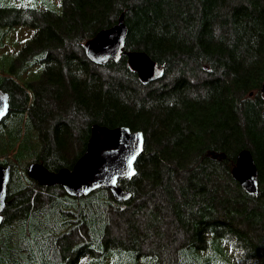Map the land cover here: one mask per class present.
I'll list each match as a JSON object with an SVG mask.
<instances>
[{"label":"trees","instance_id":"trees-1","mask_svg":"<svg viewBox=\"0 0 264 264\" xmlns=\"http://www.w3.org/2000/svg\"><path fill=\"white\" fill-rule=\"evenodd\" d=\"M49 1L0 5V37L32 31L14 54L0 51L10 106L0 164L22 179L6 188L0 264H264V0ZM120 12L125 49L161 65L160 79L141 83L124 56L94 65L83 55V42ZM93 123L143 133L135 175L118 180L130 198L36 187L26 165L70 168ZM243 148L257 169L256 195L230 175ZM154 192L159 201L145 208Z\"/></svg>","mask_w":264,"mask_h":264},{"label":"water","instance_id":"water-1","mask_svg":"<svg viewBox=\"0 0 264 264\" xmlns=\"http://www.w3.org/2000/svg\"><path fill=\"white\" fill-rule=\"evenodd\" d=\"M126 35L124 14L120 12L113 24L98 29L83 42V55L94 65H102L109 60L117 61L124 56L128 67L141 83L160 79L163 67L141 50L125 49ZM260 93L264 98V83L260 86ZM9 110L8 94L0 89V121ZM142 147L143 133L140 130L93 123L89 127L83 152L70 168L48 170L42 163L32 161L27 164L25 174L37 185L58 186L68 196H85L102 187L114 201H126L131 194L118 185V180L130 179L135 175L134 164L142 152ZM230 175L246 194H257V169L247 148L237 152ZM9 178L10 166L0 164V222L1 212L7 204L6 187Z\"/></svg>","mask_w":264,"mask_h":264},{"label":"rangeland","instance_id":"rangeland-1","mask_svg":"<svg viewBox=\"0 0 264 264\" xmlns=\"http://www.w3.org/2000/svg\"><path fill=\"white\" fill-rule=\"evenodd\" d=\"M52 1V0H51ZM44 2H50L49 0H44ZM3 3H5V4H13V5H15V6H22V5H24V0H0V5H4ZM36 3V2H35ZM34 2H31L30 1V5H34L35 4ZM27 4H28V1H27ZM31 33H32V31H31V29H28L26 26H16V28L15 29H12V30H10V31H8V32H6V34L4 35V34H2L1 35V37H0V51H4L3 53H5V51L6 52H8V53H12V54H14L16 51H17V49H19V47H20V45H22V42L24 41V39H26V38H29L30 37V35H31ZM198 75L199 76H201V74L200 73H198ZM196 79H197V81H200L201 80V77H196ZM125 92V91H124ZM127 93V95H130L129 94V92L127 91L126 92ZM137 93V91L135 90V89H131V95H133V94H136ZM130 95V96H131ZM126 97V96H125ZM9 121H11V118H10V120ZM12 122V121H11ZM68 122V121H67ZM70 125V124H69ZM72 127H70V129H71ZM73 129V128H72ZM76 129H74V131H75ZM149 145L150 146H154V143L152 142V139H150L149 140ZM72 147L74 148L73 150L74 151H72V152H70V154L72 155V153L73 152H75V149L77 148V145H76V143H74V144H72ZM1 159V158H0ZM29 161H31V159L30 158H28L26 161H21V162H19V165L17 166V169H20V166H21V164H22V170H24L23 169V167L25 168V165L29 162ZM27 166V165H26ZM12 169V168H11ZM16 169V168H15ZM18 174V173H17ZM14 176H15V174H14ZM11 177V176H10ZM29 178V177H28ZM30 179V178H29ZM10 181H9V183H7V190L9 189V190H15V189H17V187H18V182L20 181L21 183H22V179H20V177L18 176V177H11L10 179H9ZM32 180V179H31ZM34 181V180H33ZM144 189H146V188H144ZM143 189V190H144ZM149 189V188H148ZM105 191H106V189H105ZM107 192V191H106ZM154 193H156L155 194V196L154 197H151L149 200H148V198H146V200H148L147 201V203L145 204V208L147 207V206H149V205H151V204H153V203H157L158 201H159V198H160V195L158 196L157 195V192H154ZM107 194H108V192H107ZM145 194V193H144ZM42 196V195H41ZM41 196H39V200L40 201H42V202H44V199L42 200V198H41ZM46 199V198H45ZM143 198L142 197H139V198H137L136 200L139 202V201H141ZM134 200H135V198H134ZM144 207H142L141 206V209H144ZM110 214V217L112 218V216H113V214H112V212H110L109 213ZM57 217H54V218H52V221H53V223H55V219H56ZM114 219V218H113ZM57 220H58V218H57ZM112 220V219H111ZM37 222H39V228H50L49 226H48V218H47V221L46 222H40L39 221V218H38V220H36ZM72 224V223H71ZM63 228V227H62ZM56 230H58L57 228H55ZM165 229V233H166V236H168L169 237V235H171V236H174V238H177V239H179V238H181V236H182V234L180 233V232H178V231H176V232H174V230L172 229V228H164ZM9 231L11 232V235H10V240H13V239H15V228H9ZM59 231V230H58ZM119 232H121V233H124V229L123 228H119ZM51 233V232H50ZM145 234H147L148 235V232L146 231V233ZM70 237H71V235H70ZM70 237H69V239H70ZM168 237H166L165 238V241L167 240V238ZM76 238L77 237H75V240H76ZM145 241V240H144ZM147 241H149V240H147ZM153 241V240H152ZM157 241V240H156ZM156 241L154 242V243H156ZM160 241L161 242H164V241H162V239H160ZM20 242H26V240L25 239H23L22 241H20ZM146 245V242H144L143 243V247H146L145 246Z\"/></svg>","mask_w":264,"mask_h":264},{"label":"flooded vegetation","instance_id":"flooded-vegetation-1","mask_svg":"<svg viewBox=\"0 0 264 264\" xmlns=\"http://www.w3.org/2000/svg\"><path fill=\"white\" fill-rule=\"evenodd\" d=\"M34 182H35V181H34ZM35 183H36V182H35ZM35 186L38 187L39 185L37 186V184H36ZM53 186H56V185H53ZM44 187H47V186H44ZM6 188H7V187H6ZM6 201H7V203H8L7 198H6ZM5 206H6V205H5ZM3 209H4V208H3ZM2 211H3V210H2ZM1 215H2V212H1ZM0 223H1V222H0Z\"/></svg>","mask_w":264,"mask_h":264}]
</instances>
